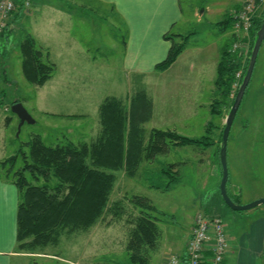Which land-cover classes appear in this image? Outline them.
I'll use <instances>...</instances> for the list:
<instances>
[{"label": "rangeland", "instance_id": "374dc122", "mask_svg": "<svg viewBox=\"0 0 264 264\" xmlns=\"http://www.w3.org/2000/svg\"><path fill=\"white\" fill-rule=\"evenodd\" d=\"M232 2L181 0L182 21L172 33L190 36L185 45L189 53L206 49L211 54L217 41L222 47L233 40V26L225 35L219 34L216 27L223 17L218 11L226 14ZM16 25L20 31L17 28L0 55V161L14 155L34 136H40L48 146L65 141L75 145L95 141L101 129L98 109L107 98L120 100L128 107L130 98L144 91L154 97L156 104L166 98L171 113L177 110V64L166 74L147 77V87L136 76L125 75L121 47L125 26L111 7L89 0H31ZM25 34H30L42 50L43 62L54 66L50 81L41 89L27 83L21 72L19 45ZM242 64L243 68L245 62ZM194 82L198 83L195 100L204 103L214 99L207 76ZM17 99L34 121L24 123L18 136L19 119L10 111L11 103ZM231 99L221 105L220 115L210 116L200 108L192 127L183 132L189 139L200 140L210 127V139L215 129L220 136ZM5 119H10L8 125ZM205 120L209 124L204 130L201 123ZM149 122L143 125L145 145L151 132L159 130L151 129ZM172 124L177 128V119ZM199 146L203 150L201 163L193 148L177 149L169 144L166 153L143 162L134 178L123 172L116 174L109 205L119 203V219L110 214L87 232L65 233L58 244L37 254L19 253L26 260H13V264H128L125 247L139 215L130 203L134 196L148 199L157 210L152 215L157 217L160 236L156 249L150 251L149 264L166 262V255L183 249L198 213L221 217L229 240L249 232L253 236L257 222L264 217V204L245 212L229 209L220 195V178H211L208 155L213 143ZM227 160L230 179L226 189L232 200L237 205H247L264 199V41L230 130ZM173 162L182 163L178 174L168 167ZM247 239L249 236L239 241L245 243Z\"/></svg>", "mask_w": 264, "mask_h": 264}, {"label": "trees", "instance_id": "16d2710c", "mask_svg": "<svg viewBox=\"0 0 264 264\" xmlns=\"http://www.w3.org/2000/svg\"><path fill=\"white\" fill-rule=\"evenodd\" d=\"M26 2L16 1L12 20L2 36L9 33L13 23L20 19ZM262 9L259 17L253 19L249 33V55L243 68L238 54L230 53V40L221 48L214 82L218 95L211 105L212 115L221 114L220 107L228 101L235 74L240 68L242 82L262 24ZM233 21V15H226L218 25L224 24L230 28ZM235 37L232 36V41ZM163 38L171 46L166 58L155 65V72H164L176 62L189 37L166 34ZM19 51L24 79L36 88L43 87L50 80L54 66L43 62L42 50L36 47L30 35H26L20 43ZM234 98L230 101L227 113ZM15 103H20V100H15L10 106ZM126 106L115 98L104 100L98 109L101 126L99 136L91 143L75 145L65 141L48 146L40 136H34L20 145L14 155L0 161V179L12 184L18 194L17 253L37 254L48 246L58 244L63 234L87 232L110 214L119 219V203L109 205L116 174L123 172L126 177L134 178L143 162L166 153L169 144L175 147L212 146L210 127L200 140L179 136L174 132L153 130L145 145L143 125L151 120L152 101L144 91H139ZM5 122L8 125L10 119H5ZM223 128L224 125L218 145ZM130 203L139 210V215L129 232L125 247L128 264H149L150 251L156 249L160 236L157 217L152 215L157 210L144 197L134 196Z\"/></svg>", "mask_w": 264, "mask_h": 264}, {"label": "crops", "instance_id": "0c3cea01", "mask_svg": "<svg viewBox=\"0 0 264 264\" xmlns=\"http://www.w3.org/2000/svg\"><path fill=\"white\" fill-rule=\"evenodd\" d=\"M89 1H95L111 7L123 21L126 33L124 35L125 39L123 40L121 47L123 50L122 68L125 75L131 77L136 76L137 79L143 81L140 84L147 87V77L155 74H166L177 64V115L176 111H174V113H171L167 110L166 106L168 105V103L166 101V98H160L156 104L154 97L149 96L152 100L153 105V114L149 123H151L152 125L151 129H159L164 131L168 130L170 132L176 133L179 136L189 138L187 132H183V130L192 127V124L195 121L194 119L196 118L195 116L197 114V111L202 108L203 110L207 111L210 116L212 115L211 105L218 95V91L215 87L214 82L216 79L217 63L222 48L221 45L219 46L220 42L217 41V47L213 49V52L211 54H208L209 51L206 49H197L193 53H189L187 47L185 46L183 52L177 58L176 62L167 71L161 73L155 72V65L162 62L166 58L171 46V43L169 41H166L163 36L166 34H173V29L182 21V9L180 5L181 0ZM232 1V7L229 8L226 14H224V12L218 11L219 15H223L221 20L216 23L219 34L225 35L228 30V25L218 24L224 21L226 15L231 16L237 13L241 9V6L243 4L242 0ZM27 2H31V0H27ZM56 11L59 12V10ZM261 11L262 10L257 13V17L260 15ZM17 22L18 21H16V23ZM15 24L13 23L11 31L9 33L0 37V55L1 51L5 50L8 46L9 39L12 35L15 34L17 28L19 29L18 31H20V28L17 25L14 26ZM26 35L30 34H25L21 42L25 39ZM173 35L184 36L182 34ZM229 35H231V31L229 32ZM234 41H232L231 43H233ZM250 45L251 42L249 40V49ZM202 76L208 77L210 81V93L211 95L215 96L214 99H209L204 103L198 102L193 98V95H196L198 90V83H195L194 81H198ZM83 116L84 115H81L80 117ZM176 119L177 128L172 124V121ZM207 124H209V121L205 120L203 123H201V127H203L205 130ZM217 134L218 131L215 129V132L212 134L213 137L211 139L213 146L209 148L211 152L208 155V157L210 158V172L212 179H216L218 177L221 179L219 159L218 161H216V155H218L219 157V135ZM202 137L203 136H201V138ZM187 147L193 148V152L197 155V157H199L198 162L201 163L202 159L200 158V155H202L203 151L201 147ZM166 155L167 154H165V156ZM181 166L182 163L180 162H173L168 164V167H171L173 169V172L177 174ZM161 174L164 175V172L162 170ZM229 179L230 170L228 169V180ZM228 195L229 197H231L229 193ZM17 203L18 194L16 188L12 184L4 182L0 179V264H13V260L17 259L26 260L23 259L25 256L17 253L16 250ZM204 215L209 216L208 214ZM256 228L257 229L253 236L249 232L248 234H244L241 236L239 235L237 240H235L233 236L231 237V239L229 240L230 249L225 257L224 264H226V260H230V264H264V258L262 257L264 255V217H262L257 222ZM190 232L185 239L183 249L175 253V255L179 257L184 256L185 246L190 236ZM246 236H249V239H247L245 243L239 241H243V238ZM160 264H166V262L161 260Z\"/></svg>", "mask_w": 264, "mask_h": 264}, {"label": "built area", "instance_id": "2783aa9c", "mask_svg": "<svg viewBox=\"0 0 264 264\" xmlns=\"http://www.w3.org/2000/svg\"><path fill=\"white\" fill-rule=\"evenodd\" d=\"M16 1L0 0V37L12 20L11 15L15 11ZM27 5L28 2L25 3V7ZM262 8H264V0H247L233 15L236 40L231 45L230 53L238 54L242 63L248 59V41L253 19L260 10H263ZM241 77L240 70L235 74L229 97L234 98L241 85ZM229 249V238L223 220L199 213L194 218L184 256L168 254L166 264H224Z\"/></svg>", "mask_w": 264, "mask_h": 264}, {"label": "water", "instance_id": "95a60500", "mask_svg": "<svg viewBox=\"0 0 264 264\" xmlns=\"http://www.w3.org/2000/svg\"><path fill=\"white\" fill-rule=\"evenodd\" d=\"M264 41V13L262 15V24L260 29L257 32L256 40L254 42L251 55L249 57L248 67L246 70V73L242 79L241 85L236 93V96L234 98V101L232 103V106L230 108V111L228 115L225 118L224 128L221 134V142L219 145V163H220V169H221V179H220V185H219V191L221 198L224 202V204L231 209L234 212H245L252 208H255L259 205L264 204V199H260L258 201H255L253 203L247 204V205H237L228 195L226 190V184L228 181V167H227V143H228V137L230 134L231 127L233 125L234 119L236 117V114L239 110V107L241 105V102L243 100L246 88L251 80L254 67L256 64V60L261 48V45ZM10 111L17 116L19 119V126L17 129V135L20 132L21 127L24 123L33 124L34 121L31 118V116L27 113L25 108L22 106L21 103H15L12 106H10ZM263 254H264V243H263Z\"/></svg>", "mask_w": 264, "mask_h": 264}]
</instances>
